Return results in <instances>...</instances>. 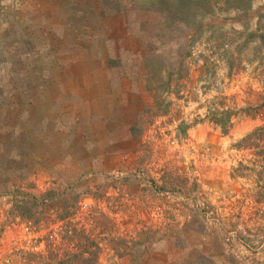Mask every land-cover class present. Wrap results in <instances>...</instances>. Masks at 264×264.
<instances>
[{"label": "rangeland", "instance_id": "rangeland-1", "mask_svg": "<svg viewBox=\"0 0 264 264\" xmlns=\"http://www.w3.org/2000/svg\"><path fill=\"white\" fill-rule=\"evenodd\" d=\"M88 259L264 264V0H0V264Z\"/></svg>", "mask_w": 264, "mask_h": 264}, {"label": "trees", "instance_id": "trees-1", "mask_svg": "<svg viewBox=\"0 0 264 264\" xmlns=\"http://www.w3.org/2000/svg\"><path fill=\"white\" fill-rule=\"evenodd\" d=\"M241 1H244V0H241ZM217 122V124H220L221 125V127L222 128H226V126L221 122V121H216ZM259 130H261L262 131V129H258V130H256V132L254 133V134H252V135H250V136H248V137H246L244 140H243V143H254L255 142V138L256 137H254L256 134H257V131H259ZM94 260H92V259H88V261H84V263H86V264H91V262H93Z\"/></svg>", "mask_w": 264, "mask_h": 264}]
</instances>
